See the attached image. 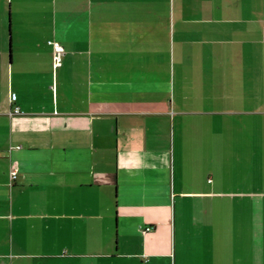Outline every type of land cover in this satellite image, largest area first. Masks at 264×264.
Returning a JSON list of instances; mask_svg holds the SVG:
<instances>
[{"label": "crops", "instance_id": "crops-1", "mask_svg": "<svg viewBox=\"0 0 264 264\" xmlns=\"http://www.w3.org/2000/svg\"><path fill=\"white\" fill-rule=\"evenodd\" d=\"M0 264H264V0H0Z\"/></svg>", "mask_w": 264, "mask_h": 264}, {"label": "built area", "instance_id": "built-area-1", "mask_svg": "<svg viewBox=\"0 0 264 264\" xmlns=\"http://www.w3.org/2000/svg\"><path fill=\"white\" fill-rule=\"evenodd\" d=\"M50 42H51V44L53 46V50H54V65L57 66V65L62 63V58H63V53L65 51V48H64L63 44L56 39H51ZM16 98H17L16 91H14V90L10 91V102L12 103V105L9 109L10 115L21 112L20 106L16 103ZM16 175H17L16 170L13 169L10 172L12 182L14 181ZM151 227H152V225L145 226L146 229H151Z\"/></svg>", "mask_w": 264, "mask_h": 264}]
</instances>
